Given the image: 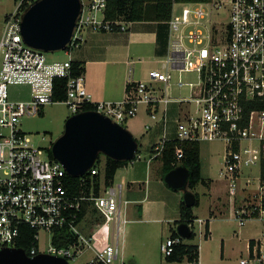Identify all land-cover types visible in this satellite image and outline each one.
<instances>
[{
  "label": "built area",
  "instance_id": "2783aa9c",
  "mask_svg": "<svg viewBox=\"0 0 264 264\" xmlns=\"http://www.w3.org/2000/svg\"><path fill=\"white\" fill-rule=\"evenodd\" d=\"M36 0H15L14 12L5 16L0 31V249L16 246L22 226L35 231L31 256L45 252L76 260L86 251L92 256L85 264H114L120 256L119 239L128 218L130 200L122 183L106 185L96 194L72 193L67 187L66 168L49 153L50 145H37L19 126L23 116L41 114L46 104L64 102L72 115L86 103H95L98 111L113 121L125 124L137 116L142 105L153 123L146 130L160 128L157 142L151 145V159L160 157L169 141H223L226 146L225 168L234 216L239 225L247 218L264 216V108L250 107L264 102V0H209L177 2L173 5L169 25V49L157 56L162 70L149 71L147 80H130L125 97L120 101H94L87 89L84 72L74 74L72 58L50 60V52L33 47L22 35V16ZM82 9L67 50L79 49L85 41V31H125L132 20L107 18L108 0H81ZM227 9V20L212 14ZM192 72L197 81L190 82L191 97L175 98L171 94L172 72ZM66 79V99L55 101V79ZM12 84L29 85L40 92L28 99H12ZM185 83L179 81L178 85ZM171 104L177 107L171 109ZM249 106V107H248ZM171 113L175 115L172 117ZM172 117V118H171ZM176 146V157H183ZM140 157V153H136ZM137 160V159H136ZM259 166L258 187L249 201L241 187L244 167ZM94 167L91 175L98 174ZM240 194V195H239ZM237 196L241 197L236 205ZM84 206L97 214L99 221L89 232L81 229L80 215ZM88 212V213H89ZM200 222V234H205L206 220ZM193 225L189 224L195 233ZM67 228L76 240L67 246L53 243L56 229ZM51 233L50 244L41 250L40 231ZM196 234V233H195ZM263 237L255 239L253 247L239 264H264ZM115 239V242L112 241ZM186 242L180 234L168 236L160 243V252L172 255L175 246ZM166 263V262H165ZM181 264H201L200 256Z\"/></svg>",
  "mask_w": 264,
  "mask_h": 264
},
{
  "label": "rangeland",
  "instance_id": "374dc122",
  "mask_svg": "<svg viewBox=\"0 0 264 264\" xmlns=\"http://www.w3.org/2000/svg\"><path fill=\"white\" fill-rule=\"evenodd\" d=\"M16 6L17 3L15 0H0V31L3 28L5 16L10 12H14ZM228 15L229 13L227 9H225L220 12L213 13L212 17L227 20ZM87 35L88 30L85 31V39ZM77 52L78 50H75L70 56L69 52L63 49L50 52L48 57L52 61H64L70 57L74 58ZM151 60L154 64L150 66L147 65L148 67H146L144 63L132 64V67L135 68V76H133L132 79L147 80L149 71L154 69H163V65L159 63L160 59L158 57H151ZM120 68L122 69L120 63L114 64L108 68L107 79L110 80L112 77H114L112 83L108 82L109 88L116 85L117 69L120 70ZM95 76L97 77L96 74L87 71V87L97 85V83L94 81ZM179 81H183L185 84L183 86H179ZM196 81L197 77L195 73H180L177 71L172 72V79L170 80L172 84V96L175 98L191 97L192 90L189 83ZM9 90L11 98L16 100L28 99L32 93L40 92V90L23 84H12L10 85ZM104 91L105 89H103V92ZM116 94L117 93H115V95ZM92 97L94 100L98 101H104L109 98L106 97L105 99L102 96L94 94H92ZM176 107V104H171V109L174 108L175 110ZM71 115L72 113L70 109L64 102L46 104L41 114L37 116H23L19 126L23 129V131L28 133L30 136H33V139L37 145L48 146L50 145L51 141L54 142L63 133L64 124L67 118ZM171 115L172 117L175 116L172 113ZM144 123H153V121L149 115L144 112V105H142L137 116L129 118L125 123V126L137 137V140L140 144L138 149L140 157L129 160L128 165L121 168L117 172L114 179V184L117 185L131 178L129 172H131V168H133L134 165L133 162L136 161V159L137 161L142 160L144 167L149 161L148 180L155 182V184L153 183L154 190L155 192L158 191V193H151L149 198L154 200L157 198L158 194H161L166 200H168L170 207H172V205L177 206L181 199H183L184 202V191H175L167 186L165 182H163L165 188L162 189L160 186H157L158 184L155 180H157V177L159 176L158 167H160L162 161L160 159H149L152 155L151 145L159 138V134L155 131L150 132L151 130L147 131L146 128L144 129ZM50 146L52 148V144ZM200 149L202 175L205 178H212L213 184L212 187H210V185L206 186L199 184L194 189V191L199 194L200 199L199 205L194 206V211L198 218L201 217L205 220L206 218L211 219L213 236L208 237V239L201 237L200 222L196 220L194 227L196 235L193 239H189V241L200 244L201 264H239L241 257L247 255L248 253L247 244L250 240V237H255L256 239L263 237L262 230L264 229V216L249 217L247 218L245 224L239 225L238 219L234 216L233 203L229 202L231 200L228 189L229 182L222 172V170L225 168L224 155L226 152V146L224 142L202 140L200 141ZM96 162L101 169L102 174H104L107 155L101 153L98 161ZM259 177V166L256 165L253 167H244L240 186L245 187V182L250 179L248 185L252 189L247 190L244 188L243 190L247 192L245 194L249 195V201L252 197V193H254L258 187ZM240 199L241 197L237 196V206L243 203L240 201ZM213 200H215L214 203H212ZM211 203L213 204L212 206L217 208L216 214L212 216H210ZM156 205L157 204L154 202L150 203L149 212L147 214L148 218L152 219L157 218L156 216H160L159 209L156 207ZM140 206L141 204L137 203L136 201H132L129 204L127 215L130 221L126 225L125 235L123 236L122 233L120 235V256L114 264H123L122 262L125 264H164L166 262L165 258L160 253V242L162 239L166 238L170 232L169 230H163L161 226L162 224L160 223H138L136 219L139 215ZM204 226L205 223H202L201 228L203 229ZM50 237V232H47L46 230L40 231L39 244L41 250H45L46 247L49 246ZM112 241L115 242V239H112ZM222 242L224 243L223 256L221 254ZM91 256V251H86L76 260L71 261V264H85L90 260Z\"/></svg>",
  "mask_w": 264,
  "mask_h": 264
},
{
  "label": "water",
  "instance_id": "95a60500",
  "mask_svg": "<svg viewBox=\"0 0 264 264\" xmlns=\"http://www.w3.org/2000/svg\"><path fill=\"white\" fill-rule=\"evenodd\" d=\"M81 0H36L22 16V35L26 43L47 52L66 49L81 13ZM52 154L72 176H83L101 153L117 160H132L139 149L137 137L125 125L108 116L85 110L67 118L63 133L53 142ZM190 170L178 165L165 175L166 183L184 191V202L194 206L196 194L188 188ZM184 238L192 234L188 223L178 224ZM0 264H70L68 259L41 252L34 256L18 246L0 249Z\"/></svg>",
  "mask_w": 264,
  "mask_h": 264
},
{
  "label": "crops",
  "instance_id": "0c3cea01",
  "mask_svg": "<svg viewBox=\"0 0 264 264\" xmlns=\"http://www.w3.org/2000/svg\"><path fill=\"white\" fill-rule=\"evenodd\" d=\"M158 25L159 23L157 22L132 21L128 30H125V31L93 32L89 30L88 35L85 41L83 42L82 46L79 49H77L78 52L76 56L72 58L74 60H79L83 63V66L85 67V72H84L85 80H86L87 71L97 75V77L95 76V80H94L97 83V85L90 86V87L88 86L87 89L94 95L102 96L105 99L106 97H109L107 98L108 100L106 99L104 101L122 100L125 97V94L127 91V88H126L127 84L130 83V80H132V77L135 76L134 74L135 68L132 67V64L144 63L145 66L148 67L154 64L151 60V57L164 56L168 53L169 26L167 28L164 40H162L160 37H158V33H159ZM117 63H120V65L122 66V69L121 68L120 70L117 69V83L116 85L111 86L109 88L108 82L112 83L114 80V77H112L110 80L107 79L108 68H110L111 66ZM144 69H147V68H144ZM86 86H87V83H86ZM103 89H105L104 92H103ZM115 93L117 94L115 95ZM94 101L98 102V100H94ZM144 125L145 123L143 124V127ZM153 131L157 132L160 137V134L162 131L160 128H155L151 130L150 132H153ZM157 140H155L153 144H155ZM149 160H151V157ZM152 160H159V159L155 158ZM133 163H134L133 168H131V172H129L131 175V178L129 180L127 179L124 182H122V186L124 187L125 196L131 202L136 201L137 203L141 204L139 208V215H138V218L136 219L137 222L138 223H145V222L160 223L162 224L161 226L163 230H169L170 234L168 236L172 235L173 231L177 229V226H178L176 221L180 217V206H181L183 199H181V201L179 202L177 206L172 205V207H170L168 200H166L164 196H162L161 194H158L157 198H155L154 200H151L149 198L151 193L153 194L158 193V191L155 192L154 190L153 183L155 184V182L148 180L149 161L147 162L145 167L143 165L144 163L142 162V160L141 161L136 160ZM120 169H118V171ZM158 172H159L158 174L159 176L157 177V180L155 181L158 184L157 186H160L163 189L165 188L164 187L165 185H163V182H165L166 184V181L163 179L162 164H160V167H158ZM103 179H104V176L102 175V180ZM212 184L213 182L210 184V187H212ZM124 185L126 186V188ZM175 191H180V190H175ZM151 202L156 203L157 204L156 207L159 209L160 216H156L157 218H152V219L148 218L147 214L149 212ZM214 202L215 200H213L212 203ZM229 202L232 203L231 200ZM212 203L210 207V214H211L210 216L215 215L216 209H217L214 206H212L213 205ZM233 211H234V205H233ZM194 214L198 218L195 211H194ZM96 215L97 214H95L94 210L85 215L81 223V229L84 232L91 231V229H93L95 224L99 221L98 219L99 217L95 218L97 217ZM253 217H257V216H253ZM207 220L210 223V234L208 237H212L213 236L212 222L210 218H206V221ZM126 225L127 224H125V227L123 231L121 232L123 236L125 235V232H126ZM263 231L264 229L262 230V233ZM200 236L205 237V234L204 235L200 234ZM164 239H162L161 242ZM255 239H256L255 237H250V240H255ZM186 242L198 244L193 241H189L188 238L186 239ZM249 242L247 244V248H248V245L250 244ZM198 245L200 246V244ZM222 245H223V251H221L222 252L221 254L223 256V253H224V243L223 242H222ZM221 250H222V247H221ZM122 263L125 264L124 262Z\"/></svg>",
  "mask_w": 264,
  "mask_h": 264
},
{
  "label": "trees",
  "instance_id": "16d2710c",
  "mask_svg": "<svg viewBox=\"0 0 264 264\" xmlns=\"http://www.w3.org/2000/svg\"><path fill=\"white\" fill-rule=\"evenodd\" d=\"M209 0H108V6L106 9L107 18L121 17L132 21H149L159 23L158 37L164 40L166 31L168 28V20L171 18L173 5L177 2H206ZM74 68V74L78 75L85 72L83 63L79 60L72 59ZM129 83L127 84L128 88ZM53 98L55 101H64L66 99V79L57 78L53 88ZM259 106L264 108V102L250 105V107ZM249 107V106H248ZM95 103H86L82 106L81 110H95ZM125 125V124H123ZM140 145V144H139ZM179 145L183 149V157L178 160L176 157V146ZM139 152V151H138ZM51 156L52 149L49 148ZM99 159V158H98ZM162 160V171L163 179L165 175L178 165H184L190 170V178L188 187L193 190L197 196V201L194 206L199 205L200 199L199 194L194 189L199 185L203 184L209 186L213 182L212 178H205L202 175V162H201V149L199 141H177L176 139L171 140L167 143L163 154L158 157ZM98 161V160H97ZM129 163L128 160H117L107 156L106 168L104 174L97 165V162L89 169V171L83 176H72L67 174L66 181L67 187L72 193L85 192L89 193L93 188L96 194L101 191L102 183L106 185L114 184V179L118 169L126 166ZM97 167L99 173L91 175V170ZM102 175L104 179L102 180ZM261 178L264 180V163L262 166ZM167 184V183H166ZM168 185V184H167ZM194 206L190 207L182 201L180 206V217L176 221L177 224L186 222L188 224L194 223L197 219L194 214ZM262 207L264 208V199L262 200ZM89 206H84L81 212V219L89 211ZM93 211V210H92ZM35 231L28 225L22 226L21 235L16 241V246L24 248L28 253L31 251V247L36 244L34 241ZM210 234V223L207 220L205 226V237L208 238ZM178 235L177 229L172 233V236ZM195 233L192 232L189 239L195 237ZM76 240V236L70 232L67 228L56 229L53 237V243L57 246H67ZM250 246L253 247L255 240H250ZM223 251V245H222ZM200 256V246L194 243H180L175 246L172 255L166 257V263L164 264H181L185 259L192 261ZM96 264H104L98 262Z\"/></svg>",
  "mask_w": 264,
  "mask_h": 264
},
{
  "label": "flooded vegetation",
  "instance_id": "af4514ba",
  "mask_svg": "<svg viewBox=\"0 0 264 264\" xmlns=\"http://www.w3.org/2000/svg\"><path fill=\"white\" fill-rule=\"evenodd\" d=\"M64 128H65V124H64Z\"/></svg>",
  "mask_w": 264,
  "mask_h": 264
}]
</instances>
